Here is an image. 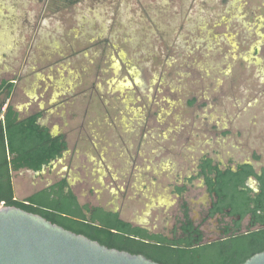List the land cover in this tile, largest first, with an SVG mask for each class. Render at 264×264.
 Instances as JSON below:
<instances>
[{
	"label": "rangeland",
	"instance_id": "rangeland-1",
	"mask_svg": "<svg viewBox=\"0 0 264 264\" xmlns=\"http://www.w3.org/2000/svg\"><path fill=\"white\" fill-rule=\"evenodd\" d=\"M0 79L68 145L12 174L17 200L66 177L81 204L168 235L183 202L199 219L202 179L174 189L202 156L264 162V0H0Z\"/></svg>",
	"mask_w": 264,
	"mask_h": 264
},
{
	"label": "trees",
	"instance_id": "trees-1",
	"mask_svg": "<svg viewBox=\"0 0 264 264\" xmlns=\"http://www.w3.org/2000/svg\"><path fill=\"white\" fill-rule=\"evenodd\" d=\"M57 1L66 5L77 2ZM13 89V83L0 81V203L4 206L39 215L102 246L142 255L158 264H242L264 251V204L259 214L256 192L248 185L250 178L258 177L253 165L248 163L233 166L229 161L221 168L219 162L204 156L198 161L196 175L175 188V193L182 196L194 180L202 179L213 207L210 216L220 215L219 224L225 226L220 236L208 242L201 225L192 223L186 202L181 204V217L166 235L133 225L121 219L118 212L81 204L66 177L17 200L12 174L21 170L41 173L51 169L52 163L67 152L68 145L64 135L53 136L47 126L39 123L42 113L19 119L17 111L7 102ZM260 190L264 195V182ZM230 217L239 220L230 226L224 220ZM245 219L248 221L243 227Z\"/></svg>",
	"mask_w": 264,
	"mask_h": 264
},
{
	"label": "water",
	"instance_id": "water-1",
	"mask_svg": "<svg viewBox=\"0 0 264 264\" xmlns=\"http://www.w3.org/2000/svg\"><path fill=\"white\" fill-rule=\"evenodd\" d=\"M62 158L54 161L51 168ZM204 196L207 198L209 194L205 193ZM0 264L158 263L142 255L102 246L83 235L52 224L39 215L4 206L0 208ZM242 264H264V251L254 254Z\"/></svg>",
	"mask_w": 264,
	"mask_h": 264
},
{
	"label": "flooded vegetation",
	"instance_id": "flooded-vegetation-1",
	"mask_svg": "<svg viewBox=\"0 0 264 264\" xmlns=\"http://www.w3.org/2000/svg\"><path fill=\"white\" fill-rule=\"evenodd\" d=\"M7 102L10 103V99H8ZM49 132L53 136H58V135L53 134L50 129H49ZM60 135H64V134H60ZM257 157H258L256 159L257 160V165L256 166L254 165L253 167H254V169L256 171V175H257L258 178L255 179V180L250 178L249 181H248V185H249V187L251 189L255 190V192H256L257 205H258V208H259L258 213L261 214L262 210H260V209H262V206L264 204V195L262 194V192L260 190V187L262 186V183L264 182V180L262 179V174H263V171H264V162H262L260 155H257ZM243 163H246V162H243ZM235 164H238V163H235ZM235 164L233 163L232 165L234 166ZM226 165H223V164L220 163V167L221 168H224ZM188 206H189V204H188ZM200 206H201V211L199 213V219L197 220V222H195L191 218V221H192V223L194 225H201V226L206 224V223H208V222H210V221H213L214 224H215L214 235L216 236L215 237V239H216L218 236H220L224 232L225 226H221L219 224V221L221 220L222 217L220 215H218V214L215 215V217H211L210 216V211L213 208L212 204H211L210 196L207 197V198L204 196L203 199H201V201H200ZM189 209H190V207H189ZM190 213H191V209H190ZM224 220L228 221L230 223V226H233V223L235 221H238L239 219L230 217V218H225ZM246 220L248 221V219H246Z\"/></svg>",
	"mask_w": 264,
	"mask_h": 264
},
{
	"label": "crops",
	"instance_id": "crops-1",
	"mask_svg": "<svg viewBox=\"0 0 264 264\" xmlns=\"http://www.w3.org/2000/svg\"><path fill=\"white\" fill-rule=\"evenodd\" d=\"M1 80H5V81H9V80H6V79H0V81ZM10 82V81H9ZM11 98V97H10ZM11 104V103H10ZM12 105V104H11ZM13 106V105H12ZM14 107V106H13ZM15 109V108H14ZM16 110V109H15ZM17 111V113L19 114V119H24V118H26V117H28V116H30V115H32V114H36V113H41V112H34V113H30V114H26V115H22L21 114V112H20V110H16ZM39 123L41 124V125H43V126H47L48 127V125H47V122H46V120L45 119H43V115H42V117L39 119ZM49 128V127H48ZM50 129V128H49ZM51 130V132L53 133V134H55V135H60V134H62V133H60V132H58L56 129H50ZM66 140V139H65ZM67 142V141H66ZM204 156H206V157H208V158H210V159H212L211 157H209V156H207V155H204ZM204 156H202V157H204ZM201 157V158H202ZM200 160V159H199ZM198 160V161H199ZM213 160V159H212ZM198 164V163H197ZM27 171H29V170H27ZM32 172V171H31ZM197 172V171H196ZM34 173V172H33ZM195 175H196V173H195ZM194 176V175H193ZM188 179V178H187ZM68 180V179H67ZM69 182V181H68ZM69 185H70V183H69ZM182 186V185H181ZM71 187V186H70ZM176 187H179V186H176ZM175 187V188H176ZM71 189H72V187H71ZM73 190V189H72ZM74 192V191H73ZM174 192H175V189H174ZM177 194V193H176ZM76 195V194H75ZM178 195V194H177ZM179 197H181L180 195H178ZM95 206H98V205H95ZM102 207V206H101ZM103 208H105V207H103ZM106 209V208H105ZM112 211H115V212H118L116 209H113ZM119 213V212H118ZM119 215H120V213H119ZM120 218H121V215H120ZM122 219V218H121ZM126 221V220H125ZM129 222V221H128ZM131 223V222H130ZM133 224V223H132ZM134 225V224H133ZM137 226H140V225H137ZM141 227H143V226H141Z\"/></svg>",
	"mask_w": 264,
	"mask_h": 264
},
{
	"label": "built area",
	"instance_id": "built-area-1",
	"mask_svg": "<svg viewBox=\"0 0 264 264\" xmlns=\"http://www.w3.org/2000/svg\"><path fill=\"white\" fill-rule=\"evenodd\" d=\"M1 207H4L3 203H0V208H1Z\"/></svg>",
	"mask_w": 264,
	"mask_h": 264
}]
</instances>
